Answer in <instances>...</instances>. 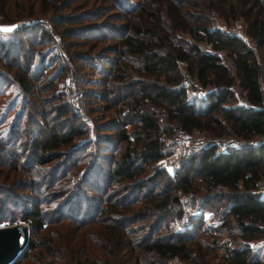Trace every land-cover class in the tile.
<instances>
[{
	"label": "trees",
	"instance_id": "trees-1",
	"mask_svg": "<svg viewBox=\"0 0 264 264\" xmlns=\"http://www.w3.org/2000/svg\"><path fill=\"white\" fill-rule=\"evenodd\" d=\"M201 1L204 3H191L200 6V14L184 8L181 0L124 3L123 10L127 13L121 15L124 21L119 26L120 35L112 45L114 47L110 46L112 49L108 50L112 55H106L108 65L102 68L103 75L99 80L102 92L95 93L104 102L105 109L114 108L116 116L94 126L95 130L112 132L98 137L109 144L108 148L106 145L104 148L111 154L101 155L95 151L93 155L113 160L115 145L124 141V147L115 158L117 164L112 171H101L99 192L103 197L99 203L89 205L90 209L88 207L82 217H77L78 213L68 216L78 220L76 223L100 222L104 233L116 246L124 244L130 246V250L139 249L140 253L134 257L135 264H164L172 256H177L184 264H210V253L217 247L223 248L217 264H264L263 248L259 244L251 245L252 240L264 239V196L258 190L259 184L264 182V0ZM9 5L8 0H0V22L10 20ZM210 8L227 21L241 16L249 40L238 37L232 31L211 27ZM57 16H62L65 22L81 17L62 13ZM75 28L67 27L63 32L69 31L73 35L77 30ZM103 34L101 32V36ZM83 42L84 39L65 41L70 61L75 57L91 56L82 49H70L71 45ZM0 46L7 51L5 42L0 40ZM218 50L225 52L229 62L222 59ZM40 55L41 60L43 51ZM87 59L92 60L90 57ZM60 65L63 68V63ZM25 73L26 66L17 79L26 88L27 83L22 78ZM186 73L191 78V85L210 88L205 97L188 96L184 83ZM68 105L76 121H68L62 139L71 141L75 134L84 130L85 120L83 115L73 112L70 102ZM160 107L164 108L163 112ZM60 108L61 105L58 106ZM128 123L131 128L126 127ZM174 126L185 131L206 128L213 135L232 133L231 137L252 141L227 145L223 149H217L215 143L206 144L175 170L173 186L180 190L170 193L168 185L157 181L158 174H165L160 167L154 165L157 170L152 171L154 176L139 179L137 174L141 172L142 164L137 162L151 165L162 157L165 154L164 135L171 134ZM60 140L61 137L53 133L51 141L44 146L57 147ZM88 145L79 149L80 152L85 151ZM93 172L82 171L80 179H72L68 175L66 184H57L62 186L66 196L62 195L64 199L60 204L49 211H25L22 219L28 224L29 248L37 245L36 240L31 238V232H38L45 219L51 223L62 220L66 202H71L70 197L78 199L84 196L80 190L86 184L92 185L89 178ZM66 175L63 173L62 176ZM115 176L120 181L131 179L125 183L131 189L120 197L117 195L119 190L109 189V182L115 180ZM194 176L207 190L202 197H198L202 207H211L219 198L225 199L226 206L222 209L223 220L219 225L205 227L201 219L193 218L191 228L194 230L186 232L175 229L168 219L181 210L182 195L191 189H198L194 186ZM51 179L50 184H53L51 181L54 178ZM118 206H122V212ZM89 210H93L90 218ZM150 217L155 219V224L145 235L136 237L134 222ZM160 225H164L166 231L154 237ZM227 227L234 228L236 233L233 236H237L239 245L226 246L218 241L219 234ZM200 230L201 233H213L211 240L203 241L197 237ZM47 239L44 234L40 244L47 254H55L54 243ZM151 254L156 257H151ZM146 255L148 258H145ZM74 264L84 262L77 258Z\"/></svg>",
	"mask_w": 264,
	"mask_h": 264
},
{
	"label": "rangeland",
	"instance_id": "rangeland-1",
	"mask_svg": "<svg viewBox=\"0 0 264 264\" xmlns=\"http://www.w3.org/2000/svg\"><path fill=\"white\" fill-rule=\"evenodd\" d=\"M136 1L8 0L10 4L8 13L11 16L8 22L16 21L18 25L8 32L0 31V40L5 42L8 48L5 51L0 46V227L13 225L18 220L24 221L22 215L26 210L37 209L41 213L49 211L56 204H60L66 196L62 192V186L57 184H66L68 175L72 179L77 177L80 179L79 175L82 171L88 174L94 172L89 178L92 185L86 184L84 189L80 190L84 196L78 199L70 197L71 202H66L67 207L63 209L64 218L56 223L45 219V224L38 232H31V238L36 240L37 245L34 248H29L27 245L6 264H74L77 258L82 259L84 264H135L134 257L140 253L139 249L130 250V246L124 244L116 246L117 244L104 233L103 224L100 222H89V219L87 224L76 223L78 220L74 221L68 215L78 213L77 217H82L89 205L99 203L103 197L99 192V184L102 183L101 171H112L117 164L115 158L124 147V141L115 145L113 160L107 161L98 154L93 155L95 151H99L100 154H111L104 148L105 145L108 148L109 144L98 137L112 132L95 130L94 126L95 123L116 116L114 108L105 109L104 102L95 93L102 92L99 80L103 75L102 68L108 65L106 55H112L108 50L112 49L110 46L116 43L120 35L119 26L124 21L121 15L127 13L123 10V5L126 2L132 5ZM181 1L184 2L182 4L184 8L199 14L202 10L200 6L191 3L194 1L204 3L201 0ZM208 12L211 27L238 33L244 36L246 41L249 40L241 16L227 21L214 8L208 9ZM60 13L81 15V17L75 21L65 22L62 16H57ZM67 27L71 29L76 27L77 30L71 35L72 32H63ZM100 31L104 33L103 37ZM72 39L85 40L84 44H73L70 49H82L83 52L91 55L89 57L92 60L87 59L89 57L80 59L75 57L70 61L64 43ZM205 47L208 48L209 44H205ZM41 51L43 57L40 60ZM218 52L224 61L229 62L223 50ZM60 63H63V68ZM25 66L26 73L22 78L27 83V89L17 79ZM196 87L197 85H187L189 97H199ZM73 97H76L77 103L80 102L78 110L73 108ZM69 102L73 112L83 115L87 122H83L84 130L75 134L71 141H66L62 139V133L67 130L68 121L72 123L73 120L76 121V116H71ZM59 105H61L60 109H58ZM163 110L160 107V111ZM162 118L164 120L165 115H162ZM131 126L130 123L126 124L127 128ZM179 130L181 128L174 126L171 134L164 135L165 154L155 160V163L149 165L142 161L137 162L142 164L141 172L137 174L139 179L154 176L152 171H157L154 165L160 167L165 174H158L157 181L164 186L168 185L170 193L180 190L173 186V176L182 161L192 154L199 153L208 143H215L217 149L231 145L232 133L213 135L212 131L206 128H195L190 132L191 134L185 131L187 137L182 138L179 136ZM53 133L61 137L58 146L54 148L44 146L51 141ZM233 143H238V140ZM85 144H89L88 147L80 152L79 149ZM78 150L79 152L76 153ZM41 158L43 163L40 162ZM63 173L67 175L62 176ZM50 178L51 180L54 178V181H51L53 184H50ZM193 180L194 186L198 189H191L182 195V206L185 201L192 200L194 207H202L198 197L199 195L202 197L207 190L199 184L197 177L194 176ZM130 181L131 179L120 181L115 176V180L109 182V189L119 190L121 193L117 195L120 197L131 189L125 184ZM193 195L196 196L195 199ZM225 202V199L219 198L211 207L206 208L222 212L226 206ZM121 208L122 206H118L120 212L123 210ZM92 213L93 210H89L88 217ZM175 215L173 218L170 216L168 222L177 229ZM47 216L49 217V212ZM210 216L209 212H205L203 216L196 215L195 218L201 219L205 227L216 226L210 224ZM154 220L150 217L134 222V235L136 237L140 234L145 235L155 224ZM26 227L29 235L28 224ZM227 228H229L227 231L219 234L218 241L226 246L239 245L237 236L235 238L233 236L236 233L234 228ZM189 229L192 228L186 227L183 230L189 232ZM157 230L158 232L153 234L154 237L166 231L164 225L158 226ZM44 234L51 243H54L55 254H47V250L40 244ZM212 234L201 233L200 230L197 237L208 241L211 240ZM251 243L259 244L264 250V244L261 245L264 239L252 240ZM222 252V247L215 248L210 253V264L219 263ZM150 256L156 257L155 254ZM145 258L148 256L146 255ZM164 264L184 263L177 256H172L167 258Z\"/></svg>",
	"mask_w": 264,
	"mask_h": 264
},
{
	"label": "built area",
	"instance_id": "built-area-1",
	"mask_svg": "<svg viewBox=\"0 0 264 264\" xmlns=\"http://www.w3.org/2000/svg\"><path fill=\"white\" fill-rule=\"evenodd\" d=\"M236 35L240 38H243V39H246L244 36L236 33ZM189 76L187 73L186 75L184 76V83L185 85H191V78L187 77ZM200 86V87H199ZM213 88H217V87H213ZM196 91L198 92V95L201 96V97H205L207 92L209 91V87H203L201 85H197L196 87ZM78 93V92H76ZM72 101H73V108L75 110H78L80 108V102L77 103L76 102V97H73L72 98ZM164 109V108H163ZM193 130V129H192ZM191 130V131H192ZM189 131V134H191ZM185 130L182 131L179 130V136H181L182 138L184 137H187V133L185 132ZM231 145H235L236 143H233L235 141L238 140V142H245V143H249L251 142L252 140H245V139H242V138H235V137H231ZM259 194L261 196H264V182H261L259 184ZM205 212H209L210 213V224H213V225H219L222 220H223V212L219 211V210H210L206 207H200V206H197V207H194V202L192 200H188V201H185L183 206L181 207V210L176 213L175 217H174V221H175V224L177 226V229L179 230H183L185 229L186 227H191L193 225V218L196 217V215H200V216H203V213ZM17 223H23L25 225H27V220H24V221H20L18 220L17 222H15V224ZM229 228H226V231L228 230ZM252 245V243H251Z\"/></svg>",
	"mask_w": 264,
	"mask_h": 264
},
{
	"label": "water",
	"instance_id": "water-1",
	"mask_svg": "<svg viewBox=\"0 0 264 264\" xmlns=\"http://www.w3.org/2000/svg\"><path fill=\"white\" fill-rule=\"evenodd\" d=\"M18 22H0V28L13 30ZM10 30V31H11ZM8 32V31H4ZM28 242V230L25 224L17 223L0 227V264L11 261Z\"/></svg>",
	"mask_w": 264,
	"mask_h": 264
},
{
	"label": "snow or ice",
	"instance_id": "snow-or-ice-1",
	"mask_svg": "<svg viewBox=\"0 0 264 264\" xmlns=\"http://www.w3.org/2000/svg\"><path fill=\"white\" fill-rule=\"evenodd\" d=\"M12 27H16V26H12ZM11 28H0V31H10Z\"/></svg>",
	"mask_w": 264,
	"mask_h": 264
}]
</instances>
